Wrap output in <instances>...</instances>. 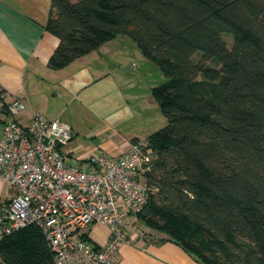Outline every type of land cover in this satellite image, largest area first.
<instances>
[{
	"label": "trees",
	"instance_id": "1",
	"mask_svg": "<svg viewBox=\"0 0 264 264\" xmlns=\"http://www.w3.org/2000/svg\"><path fill=\"white\" fill-rule=\"evenodd\" d=\"M46 29L50 69L119 35L164 78L152 97L167 123L145 140L154 192L136 218L199 264H264V0H50ZM0 260L52 253L27 226Z\"/></svg>",
	"mask_w": 264,
	"mask_h": 264
},
{
	"label": "built area",
	"instance_id": "2",
	"mask_svg": "<svg viewBox=\"0 0 264 264\" xmlns=\"http://www.w3.org/2000/svg\"><path fill=\"white\" fill-rule=\"evenodd\" d=\"M0 117V181L7 190L0 206V241L34 226L52 253V264H116L118 249L137 238L127 233L128 218L154 192L146 141L128 143L119 157L87 152L83 161L92 168L84 170L67 164L61 152L73 138L65 122L44 118L18 98L5 102L2 94ZM96 224L108 228L101 245L89 238Z\"/></svg>",
	"mask_w": 264,
	"mask_h": 264
},
{
	"label": "crops",
	"instance_id": "3",
	"mask_svg": "<svg viewBox=\"0 0 264 264\" xmlns=\"http://www.w3.org/2000/svg\"><path fill=\"white\" fill-rule=\"evenodd\" d=\"M49 11L50 0H0V94L3 100L10 102L18 98L27 109L48 120L56 119V115H140L111 109L109 101L97 104L82 100L83 85L91 84L98 77L95 76L98 69H87L84 75L79 76L80 79L73 73L71 79H65V68H85V60L94 61V50L74 60L68 67L53 70L47 66L58 45V39L46 29ZM117 37L120 36L113 40ZM20 119L26 121V113L20 115ZM131 140L117 147L101 144L100 151L119 157ZM69 143L61 149L65 162L90 170L92 167L87 162L86 167H82L84 154L74 156V150L68 148ZM6 200L7 190L0 181V206ZM159 239L149 238L122 245L115 257L116 264H199L179 246Z\"/></svg>",
	"mask_w": 264,
	"mask_h": 264
},
{
	"label": "rangeland",
	"instance_id": "4",
	"mask_svg": "<svg viewBox=\"0 0 264 264\" xmlns=\"http://www.w3.org/2000/svg\"><path fill=\"white\" fill-rule=\"evenodd\" d=\"M223 39L230 48L232 38L223 35ZM92 53L93 62H86L83 58L90 66L86 64L85 68L78 70L65 68V79H71L72 73L80 79L79 76L84 75L87 69H98L95 73L98 77L91 84L83 85L82 100L97 104L109 101L112 103L111 109L127 114L137 112L140 115H56L72 130L73 138L68 148L74 150V156L87 152L99 153L101 144L117 147L133 137L146 140L147 136L167 123L152 97V89L160 86L164 78L133 41L120 36ZM86 165V162L82 163V167ZM128 225L127 233L137 235L135 241L162 237V234L150 230L136 216L128 218ZM107 236L108 228L101 224L94 225L89 231V238L99 245L106 241Z\"/></svg>",
	"mask_w": 264,
	"mask_h": 264
}]
</instances>
